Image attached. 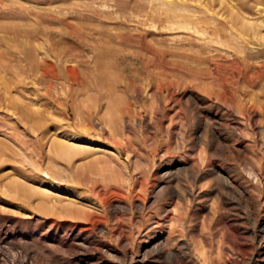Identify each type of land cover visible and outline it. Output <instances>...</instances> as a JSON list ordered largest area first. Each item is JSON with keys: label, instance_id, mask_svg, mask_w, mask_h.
Listing matches in <instances>:
<instances>
[{"label": "rangeland", "instance_id": "rangeland-1", "mask_svg": "<svg viewBox=\"0 0 264 264\" xmlns=\"http://www.w3.org/2000/svg\"><path fill=\"white\" fill-rule=\"evenodd\" d=\"M0 250L264 264V0H0Z\"/></svg>", "mask_w": 264, "mask_h": 264}, {"label": "bare ground", "instance_id": "bare-ground-1", "mask_svg": "<svg viewBox=\"0 0 264 264\" xmlns=\"http://www.w3.org/2000/svg\"><path fill=\"white\" fill-rule=\"evenodd\" d=\"M6 138V137H5ZM9 139V138H8ZM11 141V140H10ZM14 142V141H13ZM8 150V149H7ZM1 151H3V149H1ZM4 200V199H3ZM26 204V203H25ZM55 210V209H54ZM63 213V212H62ZM60 213V214H62ZM67 214V213H66ZM164 221V220H163ZM96 222H93L92 225H95ZM87 224V223H86ZM159 226H163V224H159ZM73 227V226H72ZM93 226L91 227H84L82 225H77V226H74L73 228L70 229V232L67 234V238L66 239V242H69L70 245H66V244H63L64 247H67L68 249H79V246L76 244L77 242H80V243H83V244H88V239L86 237H84L83 235H81L82 232H85V231H90V229H92ZM164 227V226H163ZM119 233V232H118ZM121 233V232H120ZM153 234V233H152ZM161 234V233H160ZM66 236V235H65ZM64 236V237H65ZM116 237V236H115ZM119 238L121 237L120 235L118 236ZM117 237V238H118ZM62 239V238H61ZM64 239V238H63ZM64 239V240H65ZM122 240V239H121ZM64 243V242H63ZM161 244V243H160ZM89 245V244H88ZM26 246V245H25ZM61 246V245H60ZM21 247V246H20ZM31 247V246H30ZM24 248V247H23ZM27 248V247H26ZM30 249V248H29ZM28 249V250H29ZM64 249V248H63ZM3 250V249H2ZM27 250V251H28ZM1 251V250H0ZM25 251V250H24ZM73 251V250H72ZM3 252V251H2ZM33 252V251H32ZM64 252V251H63ZM67 252V251H66ZM70 252V251H69ZM74 252V251H73ZM22 253V252H21ZM29 253V251H28ZM26 254V253H25ZM63 254V253H62ZM78 254V253H76ZM29 255V254H28ZM65 255V254H63ZM72 255V254H71ZM24 256V255H23ZM78 256V255H77ZM16 257V256H14ZM22 257V256H21ZM18 258V257H17ZM29 258V257H28ZM32 259V258H31ZM16 261V259H15ZM1 262V261H0ZM8 262V261H7ZM26 262V261H25ZM9 263V262H8ZM14 263V262H13ZM20 263V262H19ZM38 263V262H37Z\"/></svg>", "mask_w": 264, "mask_h": 264}]
</instances>
